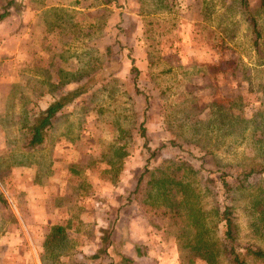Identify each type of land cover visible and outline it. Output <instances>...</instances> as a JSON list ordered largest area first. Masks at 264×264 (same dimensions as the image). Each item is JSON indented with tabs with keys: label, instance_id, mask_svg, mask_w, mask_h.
<instances>
[{
	"label": "rangeland",
	"instance_id": "374dc122",
	"mask_svg": "<svg viewBox=\"0 0 264 264\" xmlns=\"http://www.w3.org/2000/svg\"><path fill=\"white\" fill-rule=\"evenodd\" d=\"M32 2L62 8L43 20L48 58L0 64L10 80H0V264L38 254L42 264H207V252L231 264L232 248L264 264L247 252L264 250V0H249L250 13L242 0ZM75 2L77 13L66 7ZM85 82L30 146L34 112L52 99L42 93ZM253 168L263 171L245 179ZM46 176L65 188V231L53 240L49 223L19 219L32 218L25 193L37 200L32 183ZM149 234L165 244L155 261L120 256Z\"/></svg>",
	"mask_w": 264,
	"mask_h": 264
},
{
	"label": "crops",
	"instance_id": "0c3cea01",
	"mask_svg": "<svg viewBox=\"0 0 264 264\" xmlns=\"http://www.w3.org/2000/svg\"><path fill=\"white\" fill-rule=\"evenodd\" d=\"M77 3L78 2H75L73 6L69 5L66 7L67 8L70 7V9H75L76 12L79 10L78 9L79 5ZM66 7L63 6V8ZM56 8H62V7H60L59 4H50V5L44 4L42 6L41 5L37 6L34 2H32V0H20L19 3L17 2V0H13V3L7 6L5 12L3 13V14L5 13L7 14L4 17L6 19L8 18L7 22L5 24L0 23V64L1 62L5 64L8 58H13V59L23 58V62H25L26 60L29 64L31 58H48L45 56L43 50L45 47L46 48L48 47L47 39H52V36H49L48 28L46 29L47 26L43 20L44 17L46 15L49 16L52 11L54 10L57 11L58 9ZM1 16L2 14L0 15V17ZM51 26L55 27V24H52ZM1 27L4 28L1 30ZM42 30L45 32L44 34L42 33ZM53 34L55 35V31L53 32ZM194 39H200V38L195 37ZM48 43L51 42L48 41ZM7 74L8 73L4 71L3 75L0 76V80L4 82L10 81L9 77H7ZM13 81L15 82L16 86L20 84V80L16 79V77L15 79H13ZM42 94L51 95L52 99L50 100V102L57 97L56 93L54 92L48 93L47 91H45ZM14 95L16 94H13V96ZM50 102H47L45 105H40V107L38 106V110L40 108L45 109ZM68 107H66L65 109H67ZM61 113L62 112L60 111L57 116H59ZM57 116L56 118H54L52 126H54V122L56 121ZM32 123H30L29 125H31ZM59 169H61V167L54 168L57 174L59 172ZM33 182L34 183L32 184H34V186L32 185V187L34 188V193L37 194L38 199L36 200L34 196L31 197L30 190L29 192L27 191L25 193L29 200L27 205L29 206V209L32 213V218L29 221L26 218L24 219L19 218L20 221L28 225L30 224V221L32 219H35L37 221L42 219V222L49 223V226H55V225L66 226L65 222H67L66 218L68 217L65 214L66 202L56 203V201H60L61 200L60 198L63 195H65L64 182L55 176L54 177L46 176L44 183H39L36 180ZM58 183H61L60 185H62V187L60 190L56 188L57 192H54L55 190L54 188L59 186ZM45 227L46 230L44 229V231H42V235L39 236L37 233H33L32 235H30L31 240L35 239V237H40V238L44 237L48 229V226ZM154 236L155 235H150V237H148V240H143L141 242H138V247L134 246V248L132 247L130 241L128 242V244L125 241L124 243L120 244V246H124V248L122 247V250H120L122 252L121 254H123L125 256L124 258L128 259V261H132V260L137 261L138 259L141 258H148L149 261H155L152 255V252L154 251L153 246L156 243H158V245L161 248H163L165 244L159 243L156 240L157 237ZM143 244L148 245L145 250L143 248ZM6 249H7V251L5 252L6 254L1 256L2 263H4L9 253L8 246L6 247ZM34 263L42 264L39 254L37 258H34Z\"/></svg>",
	"mask_w": 264,
	"mask_h": 264
},
{
	"label": "trees",
	"instance_id": "16d2710c",
	"mask_svg": "<svg viewBox=\"0 0 264 264\" xmlns=\"http://www.w3.org/2000/svg\"><path fill=\"white\" fill-rule=\"evenodd\" d=\"M13 3V0H9L7 6L11 5ZM242 4L244 7L251 12L250 3L249 0H242ZM5 14H2L1 17H5ZM250 21L252 22L254 26V31L257 33V37L259 34V29L257 28V22L255 17L250 15ZM258 29V30H257ZM108 46V51L111 49V47ZM97 74L94 76L96 77ZM91 89V86H87V83L79 84L75 87L69 88L63 92L62 95L59 97H56L53 101L49 103V105L45 109H39L34 112V119L33 123L31 125H28V133H29V145L35 146L44 143L45 139L48 137V131L53 125V120L56 118L58 113L62 110H64L66 107L74 103L79 97L84 95L85 93L89 92ZM142 135L146 136L145 128L142 127ZM263 170H257V169H251L250 171H247L244 173L245 179H248L250 175H252L254 172H259ZM225 185L229 186V183L225 182ZM229 208L226 209L224 215L226 216V224L228 227V235L232 232V218L229 215ZM193 217H195V214L193 213ZM65 231V228L63 225H55L52 227L51 234L49 236V239H57L59 238L63 232ZM231 236V235H230ZM111 244L112 241L110 242ZM48 245V243H47ZM52 251H55V249ZM247 252L252 253L254 256H256L259 259L264 260V250L262 249H253L251 247L247 248ZM106 253V252H105ZM104 253V254H105ZM231 253L233 254L234 258L232 259L231 264H248L245 257L242 256V254L234 248H232ZM183 254V252L181 253ZM188 254V253H186ZM121 257H125L123 254H120ZM203 259L207 260V264H213L214 263V254L212 252L205 253L201 255ZM97 257V256H93ZM186 262V261H185ZM195 260L189 261V263L193 264Z\"/></svg>",
	"mask_w": 264,
	"mask_h": 264
}]
</instances>
